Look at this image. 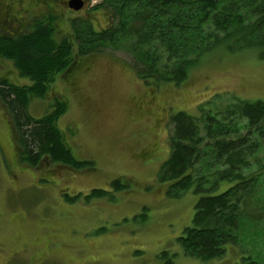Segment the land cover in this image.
Masks as SVG:
<instances>
[{"label":"rangeland","instance_id":"374dc122","mask_svg":"<svg viewBox=\"0 0 264 264\" xmlns=\"http://www.w3.org/2000/svg\"><path fill=\"white\" fill-rule=\"evenodd\" d=\"M52 1L56 39L70 33V19L106 25L109 12L105 16L95 7L101 0H86L80 11L69 9L67 0ZM40 4L25 0L17 15L38 16L45 11ZM128 48L127 42L105 45L78 57L72 71L54 77L44 99L27 104L28 113L39 118L54 95L67 101L56 127L76 158L92 161L89 169L72 170L46 159L33 168L18 161L0 100V254L13 255L8 264H161L160 252H178L176 237L191 226L198 197L189 190L167 197L165 182L156 177L170 153V115L180 110L197 115L198 105L214 110L239 99L264 100V60L256 50L212 49L179 85L154 86L136 76ZM0 76L15 84L30 82L1 57ZM259 157L264 164V145ZM114 178L127 186L112 191ZM261 181L256 218L241 226L236 245L228 244L221 258L207 262L177 253L173 264H238L247 253L264 264V177ZM94 188L109 196L87 203L82 196L74 203L61 196Z\"/></svg>","mask_w":264,"mask_h":264},{"label":"trees","instance_id":"16d2710c","mask_svg":"<svg viewBox=\"0 0 264 264\" xmlns=\"http://www.w3.org/2000/svg\"><path fill=\"white\" fill-rule=\"evenodd\" d=\"M101 1L96 8L108 11L110 22L100 29L89 20L70 19V33L56 39V17L47 13L34 18L21 34H0V57L12 61L19 75L30 81L23 85L0 81L15 152L25 165L36 168L46 159L72 170L91 168L92 161L76 158L56 127L67 109L62 96L50 98L49 111L39 118L27 110L29 99H44L54 77L84 54L127 42L134 57L130 67L154 86L179 85L204 53L219 47L230 52L256 50L264 60V0ZM169 118L170 153L156 177L165 182L167 197L185 190L198 196L191 226L176 237L177 253L202 262L221 258L228 244L238 243L241 226L256 218L264 177L259 157L264 145V100L239 99L214 110L198 105L197 115L180 110ZM126 186L121 178L110 182L112 191ZM107 195L100 188L84 196L61 194L67 203L79 196L87 203L91 197ZM140 215H145V208ZM177 253L160 252L161 264H173ZM238 264L263 263L247 253Z\"/></svg>","mask_w":264,"mask_h":264},{"label":"flooded vegetation","instance_id":"af4514ba","mask_svg":"<svg viewBox=\"0 0 264 264\" xmlns=\"http://www.w3.org/2000/svg\"><path fill=\"white\" fill-rule=\"evenodd\" d=\"M24 1L25 0H0V34H5L7 36H16L18 34L23 33L26 30V27L29 26L33 22L32 20L34 18H41L42 16L47 15V13H52V15H53L52 7H53L54 1H52V0H38V4L41 3L39 5V7L41 8V5H42L43 9H45V11H40V15H38V16L34 15V16H29V17H20L17 15V13L20 12L21 9L23 10ZM36 1L37 0H35V3H36ZM49 1H51V3H49ZM84 1H86V0H84ZM85 5H87V4H85ZM85 7L86 6H84L82 9H84ZM82 9H80V10H82ZM106 15L107 14L105 13V16ZM106 18H107V22H106L105 27L110 22L108 15L106 16ZM99 28H103V27H99ZM75 66H76V64L72 63L68 67V69L66 71H64L63 73L72 71L75 68ZM2 80H6V78L0 76V81H2ZM0 255H1L0 258L4 260V261H2L0 259V264H8L9 262L14 261L13 255H6V256H3L2 254H0ZM26 263L30 264V262H26Z\"/></svg>","mask_w":264,"mask_h":264},{"label":"water","instance_id":"95a60500","mask_svg":"<svg viewBox=\"0 0 264 264\" xmlns=\"http://www.w3.org/2000/svg\"><path fill=\"white\" fill-rule=\"evenodd\" d=\"M83 4H84L83 0H68L67 2L68 7L75 11L81 9Z\"/></svg>","mask_w":264,"mask_h":264}]
</instances>
